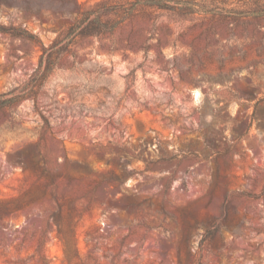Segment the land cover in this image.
I'll use <instances>...</instances> for the list:
<instances>
[{
    "label": "rangeland",
    "instance_id": "1",
    "mask_svg": "<svg viewBox=\"0 0 264 264\" xmlns=\"http://www.w3.org/2000/svg\"><path fill=\"white\" fill-rule=\"evenodd\" d=\"M101 2L130 5L31 0L0 21L49 45ZM169 5L104 15L113 32L0 109V264H264V0ZM40 54L0 32V94Z\"/></svg>",
    "mask_w": 264,
    "mask_h": 264
},
{
    "label": "trees",
    "instance_id": "2",
    "mask_svg": "<svg viewBox=\"0 0 264 264\" xmlns=\"http://www.w3.org/2000/svg\"><path fill=\"white\" fill-rule=\"evenodd\" d=\"M129 6L124 5H108L107 3H98L94 8L80 11L76 22L68 29L65 35L55 39L51 44L45 45L38 35L30 30L18 25H6L0 21V32L9 35L14 39H22L30 41L40 46L41 54L38 66L30 76V78L22 85L3 92L0 94V109L10 107L21 103L26 99L36 100L40 89L47 83L52 72L57 66V60L64 54L69 53L71 46L74 44L78 36H98L104 33L113 32L120 24L121 21L110 22L104 20L103 16L108 13H118L123 11L128 15H133L137 8L146 7H169V0H128ZM2 5L14 6L17 8L29 11L31 8V0H0V8ZM259 12L253 13L258 15ZM43 119V127L49 128V121L45 115H41ZM19 152L14 157L16 162L23 164L25 167H30L39 175L48 174L45 166H41L38 161L32 159L31 155L23 156ZM40 154V153H39ZM53 200H56L55 195H52ZM262 200L264 202V190L262 192ZM141 207L142 203L133 205ZM60 207V205L58 206ZM11 211L9 203L0 206V215ZM58 232L61 233L62 229L58 225Z\"/></svg>",
    "mask_w": 264,
    "mask_h": 264
}]
</instances>
